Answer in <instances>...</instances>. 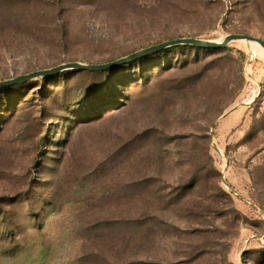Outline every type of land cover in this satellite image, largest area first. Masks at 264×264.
Returning a JSON list of instances; mask_svg holds the SVG:
<instances>
[{
    "label": "rangeland",
    "instance_id": "rangeland-1",
    "mask_svg": "<svg viewBox=\"0 0 264 264\" xmlns=\"http://www.w3.org/2000/svg\"><path fill=\"white\" fill-rule=\"evenodd\" d=\"M234 34L264 0H0V82ZM226 48L0 89V264H264V56Z\"/></svg>",
    "mask_w": 264,
    "mask_h": 264
},
{
    "label": "water",
    "instance_id": "water-1",
    "mask_svg": "<svg viewBox=\"0 0 264 264\" xmlns=\"http://www.w3.org/2000/svg\"><path fill=\"white\" fill-rule=\"evenodd\" d=\"M236 41H246V42L256 43V44H259L264 49L263 39H260L254 36H249V35H239V34L229 35L223 41H220V42L206 41V40H201V39H196V38H183V39H177V40H173V41H169V42H165L159 45L149 47L135 54H132L128 57L121 58L117 61L107 63V64L91 65V64L74 62V63H68V64L58 66V67H54L48 70L36 71L28 75L20 76V77H17L9 81L0 82V89H3L5 87H10V86H15L18 84H23V83L30 82L32 80H36L39 78L51 77V76L60 74L62 72L71 71V70L72 71H88V72L105 71V70L113 69V68L137 61L141 58H144L150 55L157 54L163 50H166V49H169L175 46L189 45V46H196L200 48L222 49V48L228 47L231 43L236 42Z\"/></svg>",
    "mask_w": 264,
    "mask_h": 264
},
{
    "label": "trees",
    "instance_id": "trees-1",
    "mask_svg": "<svg viewBox=\"0 0 264 264\" xmlns=\"http://www.w3.org/2000/svg\"><path fill=\"white\" fill-rule=\"evenodd\" d=\"M198 48H200V47H198ZM202 49H206V50H212V51H217V52H224V51H226L227 50V48H222V49H209V48H202ZM166 50H163V51H161V52H159V53H164ZM158 53V54H159ZM154 55H156V54H154ZM145 58V57H144ZM144 58H141V59H144ZM141 59H139V60H137V61H134V62H131V63H128V64H125V65H134V64H136V63H138ZM119 60V59H118ZM117 61V60H116ZM114 62V61H113ZM109 63H111V62H109ZM107 64V63H106ZM98 65H102V64H98ZM125 65H122V66H119V68L118 69H122V68H124L125 67ZM113 69H115V68H113ZM110 70H112V69H109V70H105V71H100L101 73L102 72H107V71H110ZM40 71H42V70H40ZM100 72H93V73H100ZM47 78H49V77H47ZM6 88V87H5Z\"/></svg>",
    "mask_w": 264,
    "mask_h": 264
},
{
    "label": "bare ground",
    "instance_id": "bare-ground-1",
    "mask_svg": "<svg viewBox=\"0 0 264 264\" xmlns=\"http://www.w3.org/2000/svg\"><path fill=\"white\" fill-rule=\"evenodd\" d=\"M224 40V39H223ZM220 41V40H219ZM218 41V42H219ZM243 42H246V41H243ZM246 43H251V42H246ZM251 46L254 48V50L259 53V54H262L264 56V49L259 45V44H256V43H251ZM263 50V51H262Z\"/></svg>",
    "mask_w": 264,
    "mask_h": 264
}]
</instances>
